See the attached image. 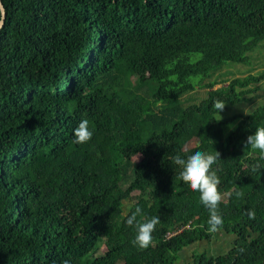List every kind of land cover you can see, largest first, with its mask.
Instances as JSON below:
<instances>
[{
    "label": "trees",
    "instance_id": "trees-1",
    "mask_svg": "<svg viewBox=\"0 0 264 264\" xmlns=\"http://www.w3.org/2000/svg\"><path fill=\"white\" fill-rule=\"evenodd\" d=\"M1 1L0 264H179L218 232L229 251L187 264H264V154L246 144L264 103L220 118L256 99L264 69L212 90L264 43V0ZM82 119L94 135L76 144ZM196 149L218 153L215 229L172 161ZM136 207L159 217L147 248L124 223Z\"/></svg>",
    "mask_w": 264,
    "mask_h": 264
},
{
    "label": "clouds",
    "instance_id": "clouds-1",
    "mask_svg": "<svg viewBox=\"0 0 264 264\" xmlns=\"http://www.w3.org/2000/svg\"><path fill=\"white\" fill-rule=\"evenodd\" d=\"M214 107L220 113L224 109L225 103L217 99L214 101ZM93 135L94 133L89 127V121L82 119L73 129L72 140L73 143L83 144L89 142ZM246 144L264 154V127H257L253 134L247 137ZM217 160V152L213 154L200 149L191 151L187 156L176 154L172 157L173 163L179 168L178 176L180 180L199 193L200 203L210 211L208 223L212 229L222 223V216L216 210L221 200V193L218 191V185L221 181L213 170V165ZM141 211L140 207H136L134 211L126 216L124 223L135 231L132 244L140 248H147L152 241L155 226L159 223V217L152 216L141 221L137 218ZM253 214L249 213V215ZM62 264H70V262L64 260Z\"/></svg>",
    "mask_w": 264,
    "mask_h": 264
},
{
    "label": "rangeland",
    "instance_id": "rangeland-1",
    "mask_svg": "<svg viewBox=\"0 0 264 264\" xmlns=\"http://www.w3.org/2000/svg\"><path fill=\"white\" fill-rule=\"evenodd\" d=\"M226 66H232L229 68H224L220 72H218L217 76L218 77V85H216L212 90L219 89L223 86L228 85L225 83V81H229L233 78L237 77H242L248 73L255 74L262 69H264V43L257 48H255L252 52L248 54V61L242 64H228ZM215 77H213L211 80H214ZM209 83V80H206L203 83V87L197 89L194 93H192L190 96V104L191 103H199L202 100H204L207 97L208 91H210L208 88H206V84ZM258 96L256 99L248 104H243V105H234V106H229L227 110L223 111V113L220 115V118H229L233 117L234 115H248L251 113V111L259 106L260 104L264 103V84L261 85V89L257 94ZM187 97V98H188ZM144 155H140L139 157L135 158L134 161L135 163L140 162L141 160L144 159ZM137 193H134L133 195H136ZM130 202L125 201L124 202V211L125 213L129 210L130 207ZM167 235V234H166ZM217 240H213L211 242V248L212 249V254L214 255H220V254H225L229 251V249L233 245L234 237L229 236L225 234L224 232H218L217 234ZM208 242V241H207ZM205 243V242H203ZM204 248H205V244ZM209 248L206 249V252L210 250ZM193 252V251H192ZM196 253H199L200 251H195ZM207 254H209L207 252ZM211 254V255H212ZM188 255L190 257L191 251L183 254L184 259L182 262H179V264H186L185 262V256ZM191 260V259H190Z\"/></svg>",
    "mask_w": 264,
    "mask_h": 264
},
{
    "label": "crops",
    "instance_id": "crops-1",
    "mask_svg": "<svg viewBox=\"0 0 264 264\" xmlns=\"http://www.w3.org/2000/svg\"><path fill=\"white\" fill-rule=\"evenodd\" d=\"M218 238L216 237V239L215 240H217ZM203 242H205V243H203ZM203 242H200V243H198V244H194V245H192V246H189L185 251H183V253H182V255H181V259H180V262H182L183 261V259H184V256H183V254H185V253H187V252H189V250L191 251V255H190V257L188 256V255H186L185 257V262H186V264L190 261V259L192 258V256H193V254L194 253H196L195 251H200L199 253H209V255H211L212 254V249H210L211 248V243L210 242H207V241H203ZM203 244H205V248H204V245ZM210 249L209 251H207L206 252V249ZM193 251V252H192ZM214 255V254H213Z\"/></svg>",
    "mask_w": 264,
    "mask_h": 264
},
{
    "label": "built area",
    "instance_id": "built-area-1",
    "mask_svg": "<svg viewBox=\"0 0 264 264\" xmlns=\"http://www.w3.org/2000/svg\"><path fill=\"white\" fill-rule=\"evenodd\" d=\"M187 228H189V226L180 227V228L176 229L175 231L168 232L167 235H166V239H172V238H174L176 235L182 233Z\"/></svg>",
    "mask_w": 264,
    "mask_h": 264
},
{
    "label": "water",
    "instance_id": "water-1",
    "mask_svg": "<svg viewBox=\"0 0 264 264\" xmlns=\"http://www.w3.org/2000/svg\"><path fill=\"white\" fill-rule=\"evenodd\" d=\"M0 10H1V21H0V30L4 27L5 21H6V17H7V13L6 10L4 8V6L2 5V1L0 0Z\"/></svg>",
    "mask_w": 264,
    "mask_h": 264
}]
</instances>
